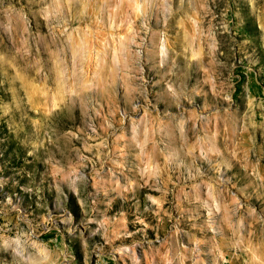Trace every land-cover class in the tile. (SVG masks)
<instances>
[{
	"label": "rangeland",
	"instance_id": "rangeland-1",
	"mask_svg": "<svg viewBox=\"0 0 264 264\" xmlns=\"http://www.w3.org/2000/svg\"><path fill=\"white\" fill-rule=\"evenodd\" d=\"M0 264H264V0H0Z\"/></svg>",
	"mask_w": 264,
	"mask_h": 264
},
{
	"label": "bare ground",
	"instance_id": "bare-ground-1",
	"mask_svg": "<svg viewBox=\"0 0 264 264\" xmlns=\"http://www.w3.org/2000/svg\"><path fill=\"white\" fill-rule=\"evenodd\" d=\"M147 1H148V0H147ZM160 1H161V0H160ZM198 1H199V0H198ZM201 1H202V0H201ZM144 3H145V2H144ZM158 4H159V3H158ZM131 5H132V4H131ZM136 5H137L136 9L139 10V4L137 3ZM140 5H141V4H140ZM162 5H163V4H162ZM159 6H160V5H159ZM146 9H147V8H146ZM137 12H138V11H137ZM192 20H193V19H192ZM203 20H204V19H203ZM201 24H202V23H201ZM187 25H188V24H187ZM190 25L193 27V28H192V29H193V33H191V34L189 35V37H186L185 40H186V43L188 44L187 47L189 48V51L191 52V56H192V57H195V56H197V55L200 54V50H201V48H200V47H201V44H199V48H200V50L197 48L199 51H198V52H195V49H196L195 47H196V45H197V44H196V39H199L200 36H199V34H197V31H196L197 29L194 28V27H195L194 24H190ZM196 28H197V27H196ZM187 29H188V28H187ZM188 31H189V29H188ZM190 31H191V30H190ZM198 31H200V30H198ZM186 34H187V33H186ZM200 35H201V34H200ZM156 36H158V35H156ZM183 36H184V35H183ZM181 37H182V36H181ZM152 38H153V37H152ZM182 38L184 39V37H182ZM202 38H203V37H202ZM154 39L156 40L157 38L154 37ZM200 39H201V38H200ZM155 40H154V41H155ZM185 40H184V41H185ZM179 41H180V40H178V43H177V44H180ZM184 41H183V43H184ZM181 42H182V41H181ZM203 42H205V41H203ZM81 43H82V42H81ZM156 43H157V42H155V43L152 42V44H154V45H155ZM174 43H175V42H174ZM181 44H182V43H181ZM154 45H153V46H154ZM157 45H158V43H157ZM185 45H186V44H185ZM85 46H86V45H85ZM174 46H175V45H174ZM180 46H183V45H180ZM122 47H123V49H124V46H122ZM122 47L119 46V49H120V48L122 49ZM154 47H155V46H154ZM197 47H198V46H197ZM93 48H94V47H93ZM125 48H126V47H125ZM155 48H158V47H155ZM170 48H171V47H170ZM119 49H118V50H119ZM121 49H120V51H121ZM163 49H164V48H163ZM163 49H161V51H162ZM174 49H176V47H175ZM88 50H89V49H88ZM164 50H166V49H164ZM171 50L173 51V49H171ZM120 51H119V52H120ZM122 51H123V50H122ZM149 51H150V50H149ZM149 51H148V54L151 53V55L153 54V56H156L157 51H155L154 53H152V52H153L152 49H151L152 52L150 51V53H149ZM185 51H186V50H185ZM185 51H183V52H185ZM109 52H110V51H109ZM114 52H115V51H114ZM116 52H117V51H116ZM162 52H163V51H162ZM175 53H176V52H175ZM177 53H180V52H177ZM187 53H189V52H187ZM80 54H81V53H80ZM90 54H91V53H90ZM90 54H89V55H90ZM116 54H117V53H116ZM157 54H158V53H157ZM163 54H164V53H162V56L164 57L165 55H163ZM167 54H168V53H167ZM169 54L172 55L173 52H172V53H169ZM160 55H161V53H160ZM96 56H97V55H96ZM148 56H149V55H148ZM148 56H147V57H148ZM153 56H152V59H154ZM173 56H174V55H173ZM179 56H180V55H178L177 57L179 58ZM181 56H182V54H181ZM191 56H190V57H191ZM100 57H101V56H100ZM120 57H122V56H120ZM171 57H172V56H170V58H171ZM95 58H96V57H95ZM155 58H156V57H155ZM164 58H165V57H164ZM172 58H173V57H172ZM178 58H177V59H178ZM152 59H151V61H153V62L158 60V58H157V60H152ZM160 59H161V56H160ZM177 59H175L174 62H175ZM179 59H181V58H179ZM179 59H178V60H179ZM88 60H89V59H88ZM119 60H120V59H119ZM149 60H150V58H149ZM161 60H162V59H161ZM164 60H166V59H164ZM89 61H90V60H89ZM162 61H163V60H162ZM170 61H171V60H170ZM165 62H167V61H165ZM168 62H169V61H168ZM178 62H179V61H178ZM163 63H164V62H163ZM171 63H172V62H171ZM113 64H114V63H113ZM167 64H168V63H167ZM88 65H89V64H88ZM164 66H166L165 63H164ZM168 66H169V65H168ZM165 68H166V67H165ZM165 68H164V69H165ZM169 68H170V67H169ZM158 69H159V68H158ZM170 69H172V68H170ZM170 69H169V70H170ZM159 70L162 71L161 69H159ZM162 72H163V71H162ZM167 72H168V71H165V73H167ZM160 73H161V72H160ZM165 73H163V74L166 76ZM163 74H162V76H164ZM168 74H169V73H168ZM158 75H159V73H158ZM170 75H171V74H170ZM61 77H62V76H61ZM163 78H164V77H163ZM169 78H170V77H169ZM160 79H162V77H161ZM165 79H166V78H165ZM161 81H162V80H161ZM76 83H77V82H76ZM160 84H161V83H160ZM168 105H169V104H168ZM171 106H172V105H171ZM167 107H168V106H167ZM171 160H172V159H171ZM143 191H144V190H143ZM168 242H169V241H168ZM46 255H47V254H46ZM43 258H44V257H43ZM43 258H42V259H43ZM46 259H47V258H46Z\"/></svg>",
	"mask_w": 264,
	"mask_h": 264
}]
</instances>
